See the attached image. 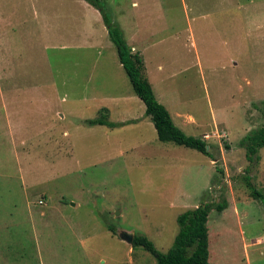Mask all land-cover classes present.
I'll list each match as a JSON object with an SVG mask.
<instances>
[{
	"label": "rangeland",
	"instance_id": "374dc122",
	"mask_svg": "<svg viewBox=\"0 0 264 264\" xmlns=\"http://www.w3.org/2000/svg\"><path fill=\"white\" fill-rule=\"evenodd\" d=\"M104 2L141 50L158 100L213 155L159 140L144 102L130 101L131 81L93 5L0 0V57L7 53L12 73L34 80L25 89L41 86L27 90L37 102L22 116L38 123L53 114L55 123L53 138L0 128V264H157L121 233L144 234L166 252L179 214L222 199L228 207L209 214L210 261L264 264V208L243 180L250 168L264 192V148L250 162L240 144L264 124V0ZM132 35L149 42L134 44ZM51 78L47 104L38 96ZM103 107L121 124L89 125ZM14 137L30 140L21 146Z\"/></svg>",
	"mask_w": 264,
	"mask_h": 264
},
{
	"label": "trees",
	"instance_id": "16d2710c",
	"mask_svg": "<svg viewBox=\"0 0 264 264\" xmlns=\"http://www.w3.org/2000/svg\"><path fill=\"white\" fill-rule=\"evenodd\" d=\"M86 1L102 14L109 36L117 48L119 60L132 83L134 91L146 105V115L152 119L159 140L193 148L205 155L212 156L207 140L186 134L176 125L168 108L158 100L145 75L143 56L141 53L133 51L132 46L124 37L123 30L113 22L112 16L108 12V3L104 0ZM99 113L97 118L86 120V122L91 126L100 124L116 127L121 124L109 120L108 108L103 107ZM240 144L246 149V157L250 162L259 160V151L264 148V124L250 130L241 139ZM227 147L229 146L227 145ZM250 170L247 168L243 180L250 194L255 199L260 200L264 208V192L253 182ZM227 207L228 201L222 199L220 202L200 204L179 214L177 217L179 231L172 246L166 252L159 250L155 243L144 234H134L133 246L143 247L150 252L156 258L157 264H214L210 261L209 214L213 208L222 212ZM109 229L113 232L117 231L114 226H109Z\"/></svg>",
	"mask_w": 264,
	"mask_h": 264
},
{
	"label": "crops",
	"instance_id": "0c3cea01",
	"mask_svg": "<svg viewBox=\"0 0 264 264\" xmlns=\"http://www.w3.org/2000/svg\"><path fill=\"white\" fill-rule=\"evenodd\" d=\"M85 4H86V6L84 9H85L86 16L88 14L94 15L96 18V23L100 24L101 19H100L99 14L96 12V10H94L90 6V4H88V3H85ZM91 22L92 23H89L88 29H90V30L93 29V30L89 33L88 39L90 41H94V39H95L94 36L98 33L96 32L95 25H94L93 21H91ZM122 23L124 25V21ZM144 38H147V36H137V35L130 36V39H131V41L134 42V44H136L137 42H141L146 46L149 41H146ZM130 45L132 46V49L135 50L134 52H139L143 56L140 49H138L135 45H132V44H130ZM5 56L6 57H0V63H2V62L4 63V65L0 64V95L3 97L0 100L1 101V108H3V112H2V114H0V128L1 129L5 128L6 132H8L9 134H12L11 131H12L13 127H15L16 131L20 130L19 132L24 133V134H27L28 132L32 131V133H35V134H37L38 132H40V133L46 132V133L52 135L53 129L55 127V123L53 121V114H51V119H49L47 117L38 123H37V120L28 122L26 119L23 118V116H22V114L24 113L23 112V106L24 105L29 106V107L34 106L35 102H37L36 97L27 93V90H36L37 88L39 90L41 88V86H39L37 84H33V86H31V89H25L24 86L31 85V83L34 80L23 81L21 79V77H23V75L19 74L16 70H15V73H12V68L10 67L11 63H7V61H8L7 53H5ZM144 63H145V60H144ZM120 64L123 67L121 62H120ZM145 75H146V65H145ZM146 77L148 78L147 75H146ZM148 80H149V78H148ZM42 81L45 82V84H43V92L40 96H38V98L40 99V101L46 102L47 104H49V103L53 102V98H54V96H53L54 80H53V78H51V79H45ZM7 84L11 85L14 90L12 91L10 89V91L8 93L7 90H5L3 87H1L3 85H7ZM138 99H140V98L133 89V94L131 95V99H130L131 103H137ZM123 100H126V98H124ZM115 105L119 106V103H117ZM145 109H146V105H145ZM108 110H109V108H108ZM109 113H110V111H109ZM133 113H134V110L127 114L128 118L125 120V122H129V121H131V119L136 118ZM63 118H64V116H63ZM173 120H174V118H173ZM183 123H188V122L183 120ZM191 123H194V121L191 120ZM67 133H68L67 131L64 132V134H67ZM157 136H158V134H157ZM52 138H53V135H52ZM16 139L14 137V140H16ZM21 139H17V141L20 143L21 146L25 145L30 140V138L27 137V138H24L22 142H20Z\"/></svg>",
	"mask_w": 264,
	"mask_h": 264
},
{
	"label": "water",
	"instance_id": "95a60500",
	"mask_svg": "<svg viewBox=\"0 0 264 264\" xmlns=\"http://www.w3.org/2000/svg\"><path fill=\"white\" fill-rule=\"evenodd\" d=\"M122 239L126 240L127 242L133 244L134 241V233H129L127 231H123L121 233Z\"/></svg>",
	"mask_w": 264,
	"mask_h": 264
},
{
	"label": "built area",
	"instance_id": "2783aa9c",
	"mask_svg": "<svg viewBox=\"0 0 264 264\" xmlns=\"http://www.w3.org/2000/svg\"><path fill=\"white\" fill-rule=\"evenodd\" d=\"M208 136H209V135H205V137H207V138H208ZM40 203H42V201H41V200H40Z\"/></svg>",
	"mask_w": 264,
	"mask_h": 264
}]
</instances>
